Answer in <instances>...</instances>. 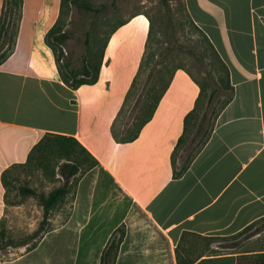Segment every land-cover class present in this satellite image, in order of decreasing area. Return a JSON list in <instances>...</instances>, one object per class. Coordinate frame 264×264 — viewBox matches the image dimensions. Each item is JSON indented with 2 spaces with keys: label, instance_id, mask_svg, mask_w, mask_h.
<instances>
[{
  "label": "crops",
  "instance_id": "0c3cea01",
  "mask_svg": "<svg viewBox=\"0 0 264 264\" xmlns=\"http://www.w3.org/2000/svg\"><path fill=\"white\" fill-rule=\"evenodd\" d=\"M61 2L24 0L14 53L0 65V229L8 206L3 174L26 165L46 135H62L98 162L71 217L52 230L78 233V258L84 248L100 261L125 225L116 264H264V0H184L226 64L234 92L179 178L172 158L196 108L198 81L183 68L159 78L123 123L146 61L149 18L138 15L117 28L98 82L73 89L46 42ZM3 6L0 0V20ZM186 233L233 241L210 244L196 259L179 249L178 257Z\"/></svg>",
  "mask_w": 264,
  "mask_h": 264
},
{
  "label": "rangeland",
  "instance_id": "374dc122",
  "mask_svg": "<svg viewBox=\"0 0 264 264\" xmlns=\"http://www.w3.org/2000/svg\"><path fill=\"white\" fill-rule=\"evenodd\" d=\"M74 1L81 6L70 2L68 14L63 18L61 27L68 39L64 46L56 47L60 63H63L65 58L76 67L82 65L84 58L94 63L115 27L138 15L148 17L150 20L151 31L144 69L131 96L127 112L123 116V123L131 121L128 114L131 115L138 95L142 96L144 89H151L159 78L168 79L178 68L187 70L200 83H207L206 98L198 117L190 123L185 140L175 155L176 168L181 169L190 157L197 153L212 129L216 114L231 95L222 81L226 78L225 73L214 59L205 36L191 21L184 0ZM83 5L90 7L91 10H85ZM207 69L212 72L213 79L207 77ZM151 72L153 76L148 79ZM214 89L218 92L207 105ZM40 160L41 164L35 161L25 168L13 169L8 176L7 214L1 222V229L5 230L6 239L9 241L18 243L26 240L33 237L42 227L44 211L39 199L24 194L21 189H32L38 195H48L64 184L58 174L57 165L65 160H61L58 154L50 156L44 154ZM92 170L86 171L84 168L72 180L66 200L52 211L49 221L44 225L46 231L40 232L29 245L0 249V264H101L99 258L96 260L86 256L89 249L82 248L80 257H77V232L52 231L55 226L71 217L70 208L76 194L84 188L86 191L94 179ZM125 232L124 225L112 239L119 241ZM231 241L233 240L230 238L206 241L189 237L188 245L181 250L186 257L196 259L208 251L210 244L223 248L230 245ZM1 242L0 237V244ZM88 259L91 262L87 263Z\"/></svg>",
  "mask_w": 264,
  "mask_h": 264
},
{
  "label": "trees",
  "instance_id": "16d2710c",
  "mask_svg": "<svg viewBox=\"0 0 264 264\" xmlns=\"http://www.w3.org/2000/svg\"><path fill=\"white\" fill-rule=\"evenodd\" d=\"M70 2L76 6H81L80 3L74 0L72 1L62 0L60 16L57 22L55 23V25L48 32L46 36V42L55 54L57 66H58V69H59V72L61 74L63 81L69 87L73 89H78L79 87L83 85H92L98 82L99 76H100V70L102 67L103 59H104V53H105V49L109 41V38L111 34L115 32V30L119 28L120 26H122L124 23L118 25L111 31L101 54L97 57L94 63H92V61L87 58L83 59L82 65L80 67L74 66L66 58L63 60V63H60L61 59L56 53L57 52L56 47L64 46L68 39V36L63 31L61 24H62L64 16L68 14V6ZM23 3H24V0H4L2 17L0 20V65L4 63L14 53L15 46H16V38L18 35V30L20 27L21 19H22ZM83 7L87 11L91 10V8L86 5H83ZM199 30L203 33L201 29ZM203 35L205 36L206 41L208 45L210 46L211 51L213 52L214 59L219 63L221 69L225 73L226 78L225 80H222V81L224 82V86H226L231 93L230 97L224 102L223 106L218 111L219 113L232 100L234 88L230 85L229 70L226 64L223 62V60L221 59L220 55L218 54V52L216 51V49L214 48V46L212 45L208 37L204 33ZM6 46H7V49H6ZM206 73L209 79H213L212 72L209 69H207ZM198 84L200 86L201 92H200V95L197 101L196 108L186 118L185 133L180 138L178 146L172 158L175 178L181 177L188 170L196 154L200 151V149L203 147V145L205 144V142L207 141L209 137L208 135L205 141L202 143V145L198 149L197 153L192 158L190 157V159L186 162V164L181 169L178 170L176 168L175 155L179 147L182 145V143L185 140V136L189 129L190 123L198 117L200 109L204 103V99L206 98L207 83L205 82L200 83L198 81ZM217 92H218L217 89L213 90V93L209 97L207 105L211 103L212 98L215 96V94H217ZM154 109L155 108L151 109L149 115L146 117V120L143 122V124H145L152 117ZM218 113L216 114V116L218 115ZM136 136L137 134H135L133 138H136ZM44 154H49V156L53 154H58L61 160L63 161L65 160L60 165H57L58 174L64 181V184L63 186L51 191L48 195H44V194L38 195L32 189H25V188L21 189V192H23L24 194L36 196L39 199L40 205L42 206L43 211H44L42 227L40 228V230L36 231L33 237H29L28 239L19 241L18 243L7 240L5 230L2 228L0 230V237L2 241L0 244V249L9 248V247H22V246L29 245L32 242V240L36 239V236L40 232L46 231V229H44L45 227L44 225L47 223V221H49L52 211L57 206H59L61 202L66 200L68 194L70 193V187L72 185V180L76 178L80 174V172L83 171L84 168L86 171H90L98 165L97 160L89 153V151L86 148H84L80 144V142H78L77 139L73 137H67V136H62V135H52V134L46 135L42 139V141H40V143L32 150L29 156L28 163L26 165L34 163L35 161L37 164L38 162H40L41 164L42 160L40 159ZM26 165L20 166V167H14L6 171L3 174V181L6 184V186L9 185L7 179H8V176L11 174L12 170L16 168H25ZM125 237H126V232L122 235L119 241L113 240L112 239L113 237L110 239L107 246L102 252V255L100 258L101 264H116L118 252L120 250L122 243L125 240ZM186 237H194V238H198V239H202L206 241L214 240V239L203 238V237H200L194 234L186 233L184 234L182 241L185 240ZM179 249H181V247H178V250H177L178 257L181 256ZM178 264H193V260H189L185 263H182L181 261H179Z\"/></svg>",
  "mask_w": 264,
  "mask_h": 264
}]
</instances>
